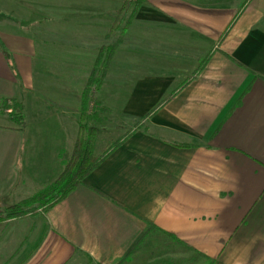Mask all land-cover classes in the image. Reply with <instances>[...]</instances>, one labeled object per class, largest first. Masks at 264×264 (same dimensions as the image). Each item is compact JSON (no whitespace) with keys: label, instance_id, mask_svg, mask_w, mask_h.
I'll return each instance as SVG.
<instances>
[{"label":"crops","instance_id":"crops-1","mask_svg":"<svg viewBox=\"0 0 264 264\" xmlns=\"http://www.w3.org/2000/svg\"><path fill=\"white\" fill-rule=\"evenodd\" d=\"M92 3L90 17L60 8L43 25L13 2L0 14V98L55 110L49 135L5 114L1 206L53 181L78 135L84 89L55 94L45 64L56 33L74 67L120 39L104 77L121 52L123 87L105 102L119 118L95 114L93 98L87 120L102 122L95 153L115 129L120 144L46 211L0 221V264H264V0H147L111 43L115 20Z\"/></svg>","mask_w":264,"mask_h":264},{"label":"rangeland","instance_id":"rangeland-1","mask_svg":"<svg viewBox=\"0 0 264 264\" xmlns=\"http://www.w3.org/2000/svg\"><path fill=\"white\" fill-rule=\"evenodd\" d=\"M97 1V5H98V15H99V20H115L114 22V30L110 33V36H112L109 41L106 38L103 37V35L106 34L107 31L104 30V28H106L105 26H103L102 28V35L99 37V42L101 43H106L108 41V43H111L113 41L116 40V38L118 36H120V32L122 27L124 26V22L128 19L129 17V13H130V8L119 11V8L121 7L122 3L124 0H0V14L3 15L2 12L7 13L8 15L11 14V5L12 2L15 3V6H19L18 8H22L23 9V14H19L20 17L23 15V17L26 16V10L28 9L30 12V15L34 18H38L39 20H36L37 24L43 25L45 23L49 24L50 20H42V18L44 19L46 18H54L57 15H60L57 11L60 12V8L61 9H68L69 7H71V9L73 8H79L82 9V11L85 13H87L88 17H90V11H91V3L94 6V3ZM44 11H43V10ZM21 10V9H20ZM87 11V12H86ZM54 21H58V20H52V22ZM41 29V28H40ZM41 31H43V29H41ZM44 32V31H43ZM37 36V38H40L41 40V33L37 32V34H35ZM57 38H55L54 42L52 43V50L54 51V54L47 58V62L45 63L47 65V70L50 68V72L51 75L49 76V81H51L52 86H54L55 88L53 89V92L55 94L59 93V89L62 90H66L65 87L66 86H71L69 87V89L67 91H69L68 95L72 96L70 98H78V96H80V91L83 90L86 86V82L88 80V77L91 73V69L93 67V65L95 64V56L93 57H88V56H84L82 58L83 64L82 65H78V63L75 65L74 67V61L79 60V57H67L65 56L63 53L64 48H66L67 46V41L65 40H61L59 38L58 33L55 34ZM73 35V34H70ZM59 38V39H58ZM114 38V39H113ZM72 44V43H71ZM107 44V43H106ZM73 46V45H72ZM52 51V52H53ZM117 54L115 55V63L113 66L116 67V69L114 70H109V75L111 77L112 81H117L118 83H115L116 85L111 83H108L107 77L105 76L104 79V83L103 85L100 84L99 89H97V91H95L94 93V97L95 98V104L96 102H98V106L97 105H93V109H94V113L95 114H100V116H104L107 113V111L105 110L106 108L109 109V113L114 114V118L117 119L119 118V116L121 115V109H122V105L120 104H114V105H107L105 104L106 102V95H107V91L109 90V92H111L109 94L113 95L116 99L117 98H121L123 96V87H122V73L117 72V70H119L117 67H120L122 65V54L121 52H116ZM100 65V63H99ZM81 66V67H80ZM81 69H80V68ZM75 68V69H74ZM107 73V75H108ZM41 75H44L41 72ZM47 77V75H45ZM103 81V78H102ZM64 82V83H62ZM61 85H64V88L61 87ZM113 87V88H112ZM81 89V90H80ZM65 91L64 93H62V95H56V99H61L64 96V94H66ZM41 100V99H40ZM42 109V108H41ZM58 110V109H57ZM10 110L6 109L3 112H0V123L4 124L7 123V119L5 117V114H9ZM51 113L53 114L55 112V110H50L47 107L43 108L41 111L38 112H32L31 107H29L28 105H26V110H25V114L24 115V119L25 120H34V124L31 127V131H38L41 132L43 131L44 133H47L49 135V133L51 132V130L53 129L52 127V122L55 121V117L53 118H49L47 117L45 119V114L46 113ZM51 111V112H50ZM59 111V110H58ZM12 121V120H11ZM13 122V121H12ZM15 124H17L16 122H13ZM102 122H91V124H93L94 126H96V128H98V130H101L100 126ZM89 124V123H87ZM139 122L133 123L130 128L127 130V132H129L130 130H132L136 125H138ZM19 125V124H18ZM118 126V125H116ZM36 129V130H34ZM100 133H102L100 131ZM123 131L121 129H115V131L112 133L114 135H112L111 133H109L108 135L104 134L105 136L100 137V139H98V152L96 154H100L102 153L111 143L112 141L116 138V136L118 134H122ZM32 134V133H31ZM38 134V133H37ZM36 135V134H34ZM45 135V134H44ZM43 134L41 136L36 135L34 137V140L36 141V143L40 142L41 139H45L46 136H44ZM124 135V134H123ZM114 136V137H113ZM102 140H105V143H102ZM67 148L64 149V151H66ZM33 196V194H31ZM37 204L33 205V210L29 211V212H33L34 210L38 209L37 208ZM3 211V209H1Z\"/></svg>","mask_w":264,"mask_h":264},{"label":"trees","instance_id":"trees-1","mask_svg":"<svg viewBox=\"0 0 264 264\" xmlns=\"http://www.w3.org/2000/svg\"><path fill=\"white\" fill-rule=\"evenodd\" d=\"M146 2L147 0H124L119 11L130 8L127 20H132L138 9ZM120 41L121 40L118 39L114 44L100 46L99 48L100 53L82 92L78 135L74 141L69 158L62 160V171L53 181L45 185L33 196L19 200L11 205H0V221L6 218L22 216L32 211L34 209V204L38 205L37 208L46 211L81 184L97 167L108 151L120 144V139H116L111 143L108 150L96 154L94 152L96 128L87 124V120L91 119V115L93 114L88 113V111H90L88 104L93 99L95 91L99 89L102 78L105 75L107 64ZM6 109L10 110L8 113L13 122L19 125L24 123L23 107L18 99L0 98V112ZM1 209H3V211Z\"/></svg>","mask_w":264,"mask_h":264}]
</instances>
